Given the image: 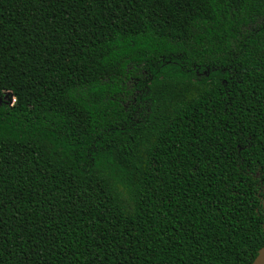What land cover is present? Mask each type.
Segmentation results:
<instances>
[{"label": "trees", "instance_id": "16d2710c", "mask_svg": "<svg viewBox=\"0 0 264 264\" xmlns=\"http://www.w3.org/2000/svg\"><path fill=\"white\" fill-rule=\"evenodd\" d=\"M263 249L264 0H0V264Z\"/></svg>", "mask_w": 264, "mask_h": 264}, {"label": "water", "instance_id": "95a60500", "mask_svg": "<svg viewBox=\"0 0 264 264\" xmlns=\"http://www.w3.org/2000/svg\"><path fill=\"white\" fill-rule=\"evenodd\" d=\"M252 264H264V249L259 252Z\"/></svg>", "mask_w": 264, "mask_h": 264}, {"label": "rangeland", "instance_id": "374dc122", "mask_svg": "<svg viewBox=\"0 0 264 264\" xmlns=\"http://www.w3.org/2000/svg\"><path fill=\"white\" fill-rule=\"evenodd\" d=\"M11 104H12V102H11Z\"/></svg>", "mask_w": 264, "mask_h": 264}, {"label": "built area", "instance_id": "2783aa9c", "mask_svg": "<svg viewBox=\"0 0 264 264\" xmlns=\"http://www.w3.org/2000/svg\"><path fill=\"white\" fill-rule=\"evenodd\" d=\"M15 102V101H14Z\"/></svg>", "mask_w": 264, "mask_h": 264}]
</instances>
